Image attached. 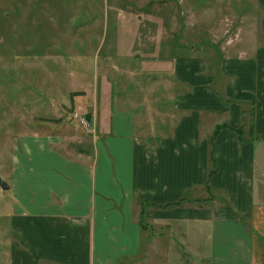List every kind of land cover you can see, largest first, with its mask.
Returning a JSON list of instances; mask_svg holds the SVG:
<instances>
[{
    "label": "crops",
    "instance_id": "obj_1",
    "mask_svg": "<svg viewBox=\"0 0 264 264\" xmlns=\"http://www.w3.org/2000/svg\"><path fill=\"white\" fill-rule=\"evenodd\" d=\"M218 1L230 7L211 27L223 28L226 9L239 10ZM252 2L264 14V0ZM258 28L238 54H145L122 84L103 58L109 72L67 89L46 52L36 70L16 52L11 71L39 108L77 93L92 127L89 145L71 149L77 128L64 115L24 117L6 176L22 246L8 264H264V18Z\"/></svg>",
    "mask_w": 264,
    "mask_h": 264
},
{
    "label": "rangeland",
    "instance_id": "obj_2",
    "mask_svg": "<svg viewBox=\"0 0 264 264\" xmlns=\"http://www.w3.org/2000/svg\"><path fill=\"white\" fill-rule=\"evenodd\" d=\"M143 1L0 0V176L6 179L13 164L14 151L21 145V140L15 136L23 134L24 117L64 115L77 128H71L70 135H67V140L72 142L67 146L78 149L89 145L86 142L87 127L73 117L74 111L80 109L89 118L82 102H73V95H79L74 93L71 98V93L64 91L65 97L57 102L48 99L47 105L39 108L38 92L24 90L20 86L21 78L14 75L17 72L11 71L13 64L22 63L18 58L12 59L16 52H29L25 63L28 61L35 70L40 62L37 56L46 52L48 67L57 68V80L67 89L76 86L81 73L92 75L94 71L109 72L108 69L112 70L113 79L122 84L125 69H141L145 54L151 61L169 59L165 53L168 47H174L175 56L187 49L214 58L221 54H235V51L238 54L240 50H246L248 45L244 41L247 36L258 39V27L264 18L262 11L253 7L252 0H233V3L237 1L233 8L239 10L238 13L226 9V27H211L213 20L220 15L219 8L230 7L229 3L218 0H147L140 5ZM151 35L158 40L150 42ZM14 40L20 41V46ZM150 46H153L152 52L148 51ZM76 52L83 54V59L73 60L74 55L78 57L74 54ZM119 54L123 57H118ZM51 55L58 57L60 62L52 64ZM103 58L111 68L104 69ZM83 67L87 70L83 71ZM79 69L82 72H78ZM23 95L27 96L25 101ZM60 120L57 118L56 121ZM9 196L10 192L0 186V264H8L16 246H22L21 238L12 226Z\"/></svg>",
    "mask_w": 264,
    "mask_h": 264
},
{
    "label": "built area",
    "instance_id": "obj_3",
    "mask_svg": "<svg viewBox=\"0 0 264 264\" xmlns=\"http://www.w3.org/2000/svg\"><path fill=\"white\" fill-rule=\"evenodd\" d=\"M73 117L87 128L92 126L91 120L80 109L74 111Z\"/></svg>",
    "mask_w": 264,
    "mask_h": 264
},
{
    "label": "water",
    "instance_id": "obj_4",
    "mask_svg": "<svg viewBox=\"0 0 264 264\" xmlns=\"http://www.w3.org/2000/svg\"><path fill=\"white\" fill-rule=\"evenodd\" d=\"M0 186L4 189L7 190L10 188V185L8 184V182L6 181V179H4L2 176H0Z\"/></svg>",
    "mask_w": 264,
    "mask_h": 264
},
{
    "label": "trees",
    "instance_id": "obj_5",
    "mask_svg": "<svg viewBox=\"0 0 264 264\" xmlns=\"http://www.w3.org/2000/svg\"><path fill=\"white\" fill-rule=\"evenodd\" d=\"M220 127H216V131H215V136L217 135V132H218V129H219ZM215 138V137H214Z\"/></svg>",
    "mask_w": 264,
    "mask_h": 264
}]
</instances>
